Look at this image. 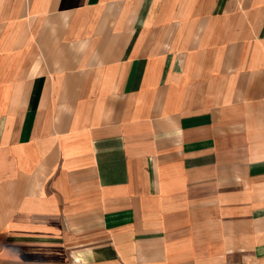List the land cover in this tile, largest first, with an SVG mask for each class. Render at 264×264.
<instances>
[{"label": "crops", "instance_id": "crops-1", "mask_svg": "<svg viewBox=\"0 0 264 264\" xmlns=\"http://www.w3.org/2000/svg\"><path fill=\"white\" fill-rule=\"evenodd\" d=\"M0 264H264V0H0Z\"/></svg>", "mask_w": 264, "mask_h": 264}]
</instances>
